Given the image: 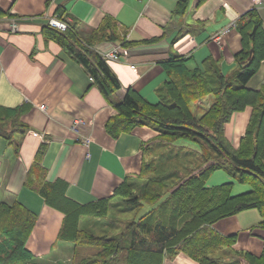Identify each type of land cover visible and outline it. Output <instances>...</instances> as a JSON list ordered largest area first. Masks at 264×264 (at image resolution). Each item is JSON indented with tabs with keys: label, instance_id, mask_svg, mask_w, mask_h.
<instances>
[{
	"label": "crops",
	"instance_id": "crops-1",
	"mask_svg": "<svg viewBox=\"0 0 264 264\" xmlns=\"http://www.w3.org/2000/svg\"><path fill=\"white\" fill-rule=\"evenodd\" d=\"M179 1L0 0V204L18 202L36 217L25 246L33 256L27 264H80L99 257L100 246L73 235V209L100 200H109L108 215L80 217L79 231L132 245L133 234L141 232L138 224L147 207L143 204L137 217L138 208L122 201L118 190L125 185L140 190L147 163L155 176H167L171 188L182 178L172 177L175 171L160 174L165 170L160 166L177 162L184 153L191 157L185 165L194 169L204 165L198 146L167 143L152 128L138 127L118 139L106 130L129 89L151 104L162 102L161 89L168 81L166 64L176 58H182L189 69L214 60L225 77L232 74L236 79L239 66L235 56L242 50V38L235 24L254 8V0H206L201 4L190 0L188 12L176 16L172 10ZM259 12L264 22V10ZM54 16L68 29L73 27L84 42H93L99 54L104 50L124 52L120 60L104 59L121 84L110 100L75 55L44 33L48 18ZM110 23L120 40L100 42L103 34L97 31L103 25L109 28ZM263 85L264 61L247 87L257 90ZM252 112L248 107L235 113L225 126V136L236 149ZM75 121L82 122L78 130L72 128ZM211 177L209 188L213 186ZM232 178L229 183H238ZM246 192L242 189L233 195ZM111 213H123L128 219L121 220L122 225L111 233L94 234V224ZM260 222L259 212L252 209L212 225L210 230L219 236L237 235L238 240L230 248L218 247L210 256L219 264H246L233 251L262 256L264 229L259 228ZM138 241L142 242L140 236ZM132 257V249L125 250L108 258L107 264H130ZM160 264L200 263L183 252L174 255L166 249Z\"/></svg>",
	"mask_w": 264,
	"mask_h": 264
},
{
	"label": "trees",
	"instance_id": "trees-1",
	"mask_svg": "<svg viewBox=\"0 0 264 264\" xmlns=\"http://www.w3.org/2000/svg\"><path fill=\"white\" fill-rule=\"evenodd\" d=\"M204 1L199 0V3ZM189 5L190 0H180L172 10L173 14L184 16ZM59 14H62L61 11ZM105 26L97 31L103 34L99 37L100 42L120 40L112 23L109 28ZM235 28L242 38V50L235 56L239 66L235 80L225 77L214 60L207 59L202 68L189 69L182 58H176L178 60L166 64L168 81L161 89L164 94L161 103L151 104L138 92L129 89L124 100L117 105V114L106 124L111 137L118 139L138 127H149L170 144L198 146L204 165L197 169L184 165L183 170H188L189 175L183 176L179 185L171 188L166 183L167 176H155V171L151 170L153 166L147 163L144 169V173L147 171V183L140 190L134 192L127 185L118 190L122 201L138 208L137 217L142 214L144 205L147 207L146 215L138 224L141 232L133 234L135 239L130 246L118 244L117 238L96 239L79 231L80 217L101 218L108 215L109 200L75 207L73 235L79 236L78 239L84 243L94 242L100 246L99 257L80 264H107L108 258L130 249L133 255L130 264H139V261L141 264H160L166 249L174 255L183 252L200 264H219V260L210 255L218 247L230 248L237 242L238 236H219L210 230L212 225L255 209L261 216L259 228L264 229V85L257 90L247 87L264 61V22L259 10L251 8L241 15ZM44 33L75 55L107 100L121 89L115 74L92 47L93 42H84L73 27L67 32H60L48 25ZM207 96H213L214 103L202 117H196L191 104ZM248 107L253 112L245 136L238 149H234L225 136V125L235 113ZM188 157L191 158L187 153L179 154L177 162L185 163ZM219 170L228 172L239 183L249 184L252 189L235 196L233 183L207 187L211 174ZM179 175L175 170L172 177L180 181ZM35 219L34 214L18 202L0 204V264H27L33 259L25 246ZM66 220L69 221V216ZM138 236L142 242L138 241ZM232 253L246 264H264V250L260 257L246 252Z\"/></svg>",
	"mask_w": 264,
	"mask_h": 264
},
{
	"label": "rangeland",
	"instance_id": "rangeland-1",
	"mask_svg": "<svg viewBox=\"0 0 264 264\" xmlns=\"http://www.w3.org/2000/svg\"><path fill=\"white\" fill-rule=\"evenodd\" d=\"M262 10H264V9H259V11H262ZM49 23H50V18H48V23L47 24L49 25ZM228 76H229V78L231 80L234 79V76L232 74H230ZM213 100H214L213 96H208L207 98L204 99L202 105H199L198 101L195 102L194 104H192L191 109H192V112L194 113V115H196L197 117L202 116L205 113L207 107H209L208 105H210L213 102ZM246 109L244 111H246ZM244 111H242V112H244ZM242 112H237V113H242ZM73 127L75 128V125L74 124H73L72 128ZM78 128L79 127H76L74 130H78ZM227 140H228V138H227ZM229 143L234 148L233 144L230 141H229ZM240 143H241V141H240ZM234 149H236V148H234ZM262 149H263V147L261 148V150ZM188 162H189V160L186 163L173 161L172 163H169V164H165V165L163 164L160 167H164L165 170L164 171L162 170L159 173L160 174H164L166 172L168 174V172H169V175H172L171 172L172 171H175V169H176L180 173V175H179L180 177H178V178H184L183 176H188L189 173H190L186 169L183 170V168H184L183 166L185 164H187ZM188 165H190V164H188ZM233 181H234L233 178L227 172H225L223 170H220L219 172L216 171V173L213 174V176L210 179L209 184L210 185H213L212 187H214V186L226 184V183L233 182ZM142 183H145L146 184L147 183V179L146 178L145 179H142L141 182H140L139 187H142L141 186ZM238 183H235V185L233 187V193L234 194L242 191V189H243L244 192H246V191H248V190L251 189V187H250L249 184L246 185V184H242V183L238 184ZM168 186L171 187L169 184H168ZM134 192H136V188H135ZM137 194H139V191L137 192ZM125 219H128V217L123 216V213L122 214L115 213V215H113V213H111L109 215V217L101 219L100 220V223L94 224L92 231H93L94 234H98L100 236L106 234L109 231L111 233L112 231H115L116 229H118L119 226L122 225L121 224V220H125ZM115 226H116V228H115ZM123 245L125 247L127 244H123Z\"/></svg>",
	"mask_w": 264,
	"mask_h": 264
},
{
	"label": "built area",
	"instance_id": "built-area-1",
	"mask_svg": "<svg viewBox=\"0 0 264 264\" xmlns=\"http://www.w3.org/2000/svg\"><path fill=\"white\" fill-rule=\"evenodd\" d=\"M254 4H255V7L258 8V9H264V0H254ZM49 25L51 26H54L56 28H59L60 30L62 31H66L68 30V26L66 23H64L63 21L59 20L57 16H54V17H51L50 18V23ZM122 53L124 52H120V49L117 51V50H112V51H102L101 52V56L103 57V59H109V60H120L122 58ZM90 79L92 81H94V78L90 76ZM79 124L81 125L82 122L81 121H75L74 122V125H75V128L76 127H79ZM73 127V129H75ZM90 143V141L88 142Z\"/></svg>",
	"mask_w": 264,
	"mask_h": 264
},
{
	"label": "bare ground",
	"instance_id": "bare-ground-1",
	"mask_svg": "<svg viewBox=\"0 0 264 264\" xmlns=\"http://www.w3.org/2000/svg\"><path fill=\"white\" fill-rule=\"evenodd\" d=\"M51 26V25H50ZM52 28H54V29H57V30H59L60 32H67V30L66 31H62V30H60L59 28H56V27H54V26H51Z\"/></svg>",
	"mask_w": 264,
	"mask_h": 264
}]
</instances>
